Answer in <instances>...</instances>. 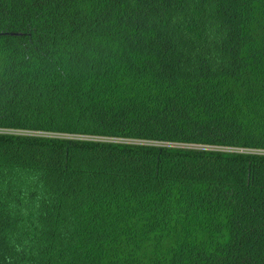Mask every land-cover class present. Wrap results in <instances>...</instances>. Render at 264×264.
Listing matches in <instances>:
<instances>
[{
	"label": "trees",
	"instance_id": "1",
	"mask_svg": "<svg viewBox=\"0 0 264 264\" xmlns=\"http://www.w3.org/2000/svg\"><path fill=\"white\" fill-rule=\"evenodd\" d=\"M0 128L264 151V0H0ZM0 264H264V154L0 133Z\"/></svg>",
	"mask_w": 264,
	"mask_h": 264
},
{
	"label": "rangeland",
	"instance_id": "2",
	"mask_svg": "<svg viewBox=\"0 0 264 264\" xmlns=\"http://www.w3.org/2000/svg\"><path fill=\"white\" fill-rule=\"evenodd\" d=\"M1 129V128H0ZM2 133L6 134H15V135H27V136H43V137H55V138H67V139H80V140H92V141H100V142H113V143H132V144H144V145H158V146H174V143H161L156 141H147V140H139V139H124L117 137H102V136H94V135H72V134H62V133H53V132H44V131H29V130H20V129H2ZM184 145L181 147L186 148H196L201 146H194L195 144H180ZM177 147V146H176ZM210 146L203 145L202 148H208ZM218 148L220 151H234L240 153H263L264 151H256V150H246V149H232L226 147L213 146ZM214 148V149H216Z\"/></svg>",
	"mask_w": 264,
	"mask_h": 264
},
{
	"label": "built area",
	"instance_id": "3",
	"mask_svg": "<svg viewBox=\"0 0 264 264\" xmlns=\"http://www.w3.org/2000/svg\"><path fill=\"white\" fill-rule=\"evenodd\" d=\"M2 129H0V133H2V131H1ZM174 146H177V147H181V146H184V145H180V144H175ZM194 146H201V145H194ZM203 146H201V147H196L197 149H210V150H217L218 148H216V147H213V146H210V147H208V148H202ZM184 148H186V147H184ZM190 148H193V147H190ZM214 148H216V149H214Z\"/></svg>",
	"mask_w": 264,
	"mask_h": 264
}]
</instances>
